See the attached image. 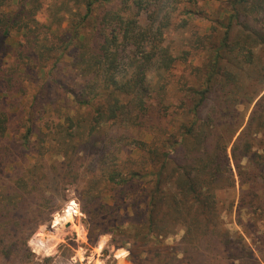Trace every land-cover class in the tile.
Masks as SVG:
<instances>
[{"label":"trees","instance_id":"trees-1","mask_svg":"<svg viewBox=\"0 0 264 264\" xmlns=\"http://www.w3.org/2000/svg\"><path fill=\"white\" fill-rule=\"evenodd\" d=\"M82 185L134 264H264V0H0V264Z\"/></svg>","mask_w":264,"mask_h":264},{"label":"rangeland","instance_id":"rangeland-1","mask_svg":"<svg viewBox=\"0 0 264 264\" xmlns=\"http://www.w3.org/2000/svg\"><path fill=\"white\" fill-rule=\"evenodd\" d=\"M223 7L224 5L213 8L214 18L223 10ZM194 23L197 26L203 27V29L208 27L205 22H201L199 19L195 20ZM18 39V36L14 35L8 43L15 45ZM116 135L117 132L114 130H105L104 133L94 138V148L98 155L108 153L113 149ZM93 165H90L86 170L84 175L86 180L92 173L91 168ZM83 185L81 187L68 186L63 196H57L58 210L51 215L48 222H45L37 229L36 233L28 241V246L36 255L37 262L44 264L45 259H50L48 264H134L130 259V253L127 248L116 247L113 244L111 234L97 235L98 233L94 232L97 236L89 237L86 223L87 216L82 211ZM237 195V192L236 194L228 192L224 195L223 197L227 198L226 205L232 201L236 202ZM69 211H72L71 216L63 220V217ZM57 219H59L60 224L57 225L56 229V227L54 228V224ZM223 219L231 232L235 233L240 229L235 223L234 210H226ZM53 229L57 230V233L54 234L55 239L52 242L53 246L51 249L47 251L39 249L35 239H45L48 238L46 236H53ZM262 230L264 231V227ZM182 234L183 232L179 231L177 236L166 240V244L169 246L176 245L181 239Z\"/></svg>","mask_w":264,"mask_h":264},{"label":"bare ground","instance_id":"bare-ground-1","mask_svg":"<svg viewBox=\"0 0 264 264\" xmlns=\"http://www.w3.org/2000/svg\"><path fill=\"white\" fill-rule=\"evenodd\" d=\"M72 211H69V212H67V214L63 217L64 219L63 220H65V219H67V218H69L70 216H71V213ZM60 223H59V219H57L56 221H55V224H54V228L56 227V229H57V225H59ZM53 231L54 232H52L53 233V236H51V237H49V236H46V237H48V238H34L35 239V242H36V244L39 246V249L41 248V249H43L44 251H47V250H49V249H51V247L53 246L52 245V242H53V240L55 239V236H54V234H56L57 233V230L55 231L54 229H53ZM42 235V234H41ZM41 237V236H40ZM38 246H37V248H38ZM37 250V249H36Z\"/></svg>","mask_w":264,"mask_h":264}]
</instances>
